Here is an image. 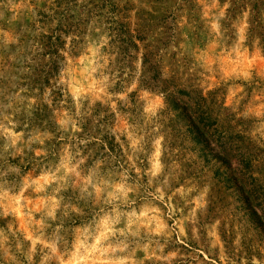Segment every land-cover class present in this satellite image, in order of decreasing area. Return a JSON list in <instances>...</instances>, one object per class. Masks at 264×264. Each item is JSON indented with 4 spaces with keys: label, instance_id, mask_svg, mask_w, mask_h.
<instances>
[{
    "label": "rangeland",
    "instance_id": "374dc122",
    "mask_svg": "<svg viewBox=\"0 0 264 264\" xmlns=\"http://www.w3.org/2000/svg\"><path fill=\"white\" fill-rule=\"evenodd\" d=\"M90 1L0 0V264H264V222L188 140L167 143L163 98L139 83L141 53L119 55ZM113 2L159 80L218 90L264 144V0ZM54 12L76 27L46 87L41 36L56 23L41 16ZM55 89L67 103L53 105ZM45 107L51 130L37 117ZM86 121L120 150L118 168L78 141Z\"/></svg>",
    "mask_w": 264,
    "mask_h": 264
},
{
    "label": "trees",
    "instance_id": "16d2710c",
    "mask_svg": "<svg viewBox=\"0 0 264 264\" xmlns=\"http://www.w3.org/2000/svg\"><path fill=\"white\" fill-rule=\"evenodd\" d=\"M55 4L60 5L59 2ZM88 5L90 17L99 16V13L105 10L111 45L115 46L119 55L131 59V53H141L139 83L149 91L158 92L163 98L164 107L159 114L163 120L160 125L167 126L173 132V135L168 134L167 143L174 138L182 144L188 140L215 176L220 174L227 180H232L248 218L264 222V212L261 216L257 212L259 209L264 210V144L245 135L241 127L245 123L228 115V110L224 108L221 100H218V90L203 95L193 86L176 87L173 82L159 80L153 55L147 50V46L141 45L144 40L140 36L123 30L118 8L113 0H92ZM53 17L55 18L48 19L41 16L43 22L47 20L56 23L47 35L41 36V41L44 42L41 46L42 57L46 59V65L43 78L39 82L41 86L46 87H49L50 79L59 72V65L63 61L59 56L65 47L62 37L74 36L67 30L76 27L69 23V18L62 12H54ZM71 44L74 46L77 43L72 40ZM52 97L53 105L67 103L63 101L60 89H55ZM95 108L100 110V105L96 104ZM101 112L106 113L105 110ZM37 117L45 124L46 129H53L46 107ZM89 126L88 121L80 124L78 141L84 142L85 147L96 146L100 160L113 162L114 167L118 168L120 150H117V146L106 133L100 135L99 131L94 132ZM165 149L166 146L163 145V150Z\"/></svg>",
    "mask_w": 264,
    "mask_h": 264
}]
</instances>
